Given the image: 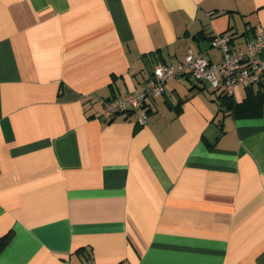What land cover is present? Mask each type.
I'll return each mask as SVG.
<instances>
[{"label":"crops","instance_id":"1","mask_svg":"<svg viewBox=\"0 0 264 264\" xmlns=\"http://www.w3.org/2000/svg\"><path fill=\"white\" fill-rule=\"evenodd\" d=\"M262 28L264 0H0V264H264V104L234 116L183 73L102 117Z\"/></svg>","mask_w":264,"mask_h":264},{"label":"built area","instance_id":"2","mask_svg":"<svg viewBox=\"0 0 264 264\" xmlns=\"http://www.w3.org/2000/svg\"><path fill=\"white\" fill-rule=\"evenodd\" d=\"M230 39L225 33L211 38V45L221 52L217 63H212L203 54L194 55L188 51L177 66L157 64L139 89L104 102L102 117L110 120L121 112L140 107L150 97L163 94L166 82L183 73L197 81H206L213 89L228 95H233L238 88L261 82L264 79V28L247 42L245 49L233 48ZM138 123H145L144 113L139 116ZM85 264L96 263L89 261Z\"/></svg>","mask_w":264,"mask_h":264},{"label":"trees","instance_id":"3","mask_svg":"<svg viewBox=\"0 0 264 264\" xmlns=\"http://www.w3.org/2000/svg\"><path fill=\"white\" fill-rule=\"evenodd\" d=\"M259 88L249 98H244L241 102H236L233 95H228L222 90L218 93L217 100L220 105V110L230 112L234 116L249 115L254 113L259 107L264 104V79L258 83ZM251 87V86H250ZM248 88V87H247ZM10 238V232L0 237V251L4 248Z\"/></svg>","mask_w":264,"mask_h":264}]
</instances>
